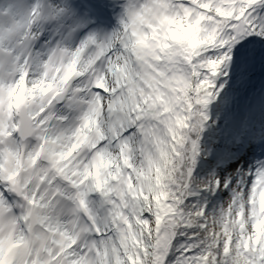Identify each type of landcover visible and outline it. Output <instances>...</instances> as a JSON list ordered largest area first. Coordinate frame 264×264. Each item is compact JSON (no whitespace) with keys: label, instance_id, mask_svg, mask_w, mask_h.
<instances>
[{"label":"snow or ice","instance_id":"snow-or-ice-1","mask_svg":"<svg viewBox=\"0 0 264 264\" xmlns=\"http://www.w3.org/2000/svg\"><path fill=\"white\" fill-rule=\"evenodd\" d=\"M0 264H264V0H0Z\"/></svg>","mask_w":264,"mask_h":264}]
</instances>
